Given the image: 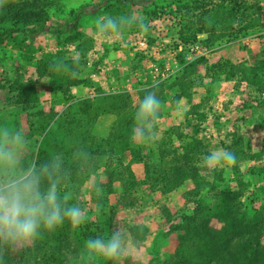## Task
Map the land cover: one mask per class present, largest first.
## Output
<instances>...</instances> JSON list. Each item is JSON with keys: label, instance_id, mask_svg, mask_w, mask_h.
Wrapping results in <instances>:
<instances>
[{"label": "trees", "instance_id": "16d2710c", "mask_svg": "<svg viewBox=\"0 0 264 264\" xmlns=\"http://www.w3.org/2000/svg\"><path fill=\"white\" fill-rule=\"evenodd\" d=\"M258 1L69 0L65 4V0H8L0 7V44L8 43L10 49L6 52L10 54L21 53L23 60L33 66L36 76L48 80L54 94L43 109L34 81L16 78L0 83L1 89L7 88L12 94L14 105L27 112L26 120L30 119V114L39 118L37 123L31 122L26 132L34 147L22 156L20 167L27 168L30 163L39 167L53 155L57 156L66 173L62 190H66L73 198L71 202L78 203L85 213L78 227L65 222L55 231L43 233L33 245L0 249L3 253L0 264H83L85 240L96 235L108 236L117 227L129 245L121 264H264V212L255 205L258 198L264 201V192L250 189L255 185V176L264 185V47L252 59L236 63L221 56L215 62L200 56L184 64L179 57L180 67L159 81L161 118L167 117L169 110L178 107L182 100L190 102L207 79L233 81L232 91L240 96L245 85L247 97L243 103L232 107L225 123L230 122L231 115L237 116L246 109L259 112L257 121H253L263 133L261 146L253 149L245 132L232 125L225 150L236 154L235 162H222L212 172L201 164L202 156L212 151L207 148L208 142L197 136L212 109L208 95L185 109L182 123L159 129L158 120L156 140L140 145L132 138L134 114L146 94L145 89H150L152 84L149 88H135L138 93L132 98L123 88L106 92L92 78L81 77L84 67H89L91 77L92 73L99 72L100 65L98 59L88 65L85 50L93 42L81 31V24L88 17L97 21L105 15L125 16L134 21L139 17L133 18L132 6L139 5L143 8L140 17L149 24L163 12L164 6H171L170 11L178 15V39L184 43L199 41L217 52L262 27ZM49 8L54 9L51 16L57 23H48ZM41 35L53 41L55 48L48 50L39 45L38 49L35 44ZM75 41L86 46L69 47ZM143 57L141 53L130 57L128 71H138ZM21 64H12L20 75ZM127 79L131 80L121 75L117 82L124 83ZM137 83L140 85L138 79ZM79 84L95 94L76 98L71 89ZM107 114L114 116L109 123V133L98 136L95 133L101 128L98 119ZM240 120L246 118L240 117ZM218 123L220 121L214 119V124ZM0 124L17 127V117L11 123L4 120ZM184 127L189 131H184ZM81 148L91 153L88 159L81 158ZM145 149L147 154L143 153ZM124 154L143 163V178L137 177L130 164L122 163L120 156ZM100 176L106 177L100 183L104 188L101 193L94 188L85 189ZM121 180H125L127 187L117 190L114 182ZM188 182L191 187L185 188ZM175 189L182 190L184 200V206L175 212L165 202L157 203L152 198L157 193L165 196ZM148 200L155 203L159 216L169 225L165 233L154 230L148 221H136L135 216L143 212ZM192 201L195 206L186 211L185 206ZM173 233L176 247L160 256L159 239ZM141 247L149 256L133 258L132 248ZM95 264H112V261L101 258Z\"/></svg>", "mask_w": 264, "mask_h": 264}, {"label": "rangeland", "instance_id": "374dc122", "mask_svg": "<svg viewBox=\"0 0 264 264\" xmlns=\"http://www.w3.org/2000/svg\"><path fill=\"white\" fill-rule=\"evenodd\" d=\"M68 3L69 0H65V4ZM258 5L260 22L262 24V27L250 36H247L242 39H237L227 44L225 47L232 46V48L234 49L231 53L221 55V53H219L218 51L216 52V50L213 49V51H211V53L207 56L210 62H215L217 59L220 58V56L231 60L233 63L239 62L243 59H252L259 52V50L264 47V0H259ZM170 7L171 6L167 5L164 6L163 11L168 12L171 9ZM140 9L142 10L143 8L139 5L132 6L133 18L142 16ZM53 12L54 9L49 8L47 10V14H49L48 23L50 24L57 23L56 18L51 16ZM88 18L87 20H84L81 24V31H83L85 36L91 37L93 42L92 46L88 50H85V52L87 53L86 56L88 55V62L91 61L93 57H98V59L100 60V64L104 63L103 65L107 66V69L104 71H107V74L113 77V79H111V85L114 84V86L120 90L122 88L124 90H128L132 98H135L138 93V90L135 88H149V85H146V87H144L141 81L140 85L137 83V78L140 77V75L142 74L137 73L135 75L134 71H128V66H130V57H133L135 54L139 55L141 53L135 50V48L137 47L136 45L138 40L134 39L137 37L135 35L140 31L137 30L134 32V30L128 28V31L121 32L120 34L104 36L106 40L102 42L103 36L100 35L97 31L95 23L96 20H91ZM152 21H154V19L150 20V22ZM148 32L151 33L150 28ZM170 37H172L173 39L177 38V36H174V34H170ZM36 41L37 43L35 45L38 49H40L39 45L43 47V49L48 50L51 48H55V45L52 44L53 41H48L45 35H41L37 38ZM77 45H81V47L86 46V44L84 45L82 42L80 44L79 41H75L73 44H70L69 47H77ZM248 47L249 51L247 52L248 49L246 48ZM94 48L95 50H93ZM3 49L4 54H2ZM9 49L10 46L8 43L0 44V57L2 58L0 60V83H4L5 79H7V81H11L16 78H19L21 80L26 79L34 81L35 87L38 91L40 105L43 109H46L47 105L50 104L51 100L54 97V94L49 88L48 80L46 78H38L35 74L33 66H30L27 62L23 60L22 54L17 53V51H15L13 54H10V52H6ZM94 53H96V56L94 55ZM18 56L19 59L17 58ZM145 59L146 57L144 56L142 61L139 63V68L136 72H140L144 68ZM20 62H22L23 64V67L21 68V75L15 71V67L12 65L13 63L17 65ZM90 63H88V65ZM186 63L188 62L184 61V64ZM88 68L89 67H84V69L82 70V79L89 78L90 80L91 77L87 70ZM18 75L20 76L18 77ZM113 75H115L117 79L121 77V75L128 76L131 80L127 79L126 82L123 83V85L121 82H117L116 85L115 82L117 81V79ZM101 77L103 78L105 76L101 75ZM143 77L144 76L142 75L141 78ZM143 81L146 82V80ZM220 82L222 81H217V83L213 84L214 82L212 78L207 79L205 81V86L200 87L196 90L190 102L187 103L186 100H182L178 107L169 110V115L167 117H160L159 129H165L172 124L182 123L184 121L183 114L185 109H187L190 104L198 102L203 96L208 95L211 98L209 102L212 105V109L208 111V118L202 123L199 132L197 133L198 137L203 138L205 142H208L207 148L211 151H219L221 149L225 150V145L230 142L228 133L231 132L232 125H237L241 128V131L245 132V134L248 136L253 149H259L261 146V138L263 136V133L258 130L257 123L253 121V119L257 121L259 112H252L250 111V109H246L242 112V114H238L237 116L231 115L230 122L225 123L226 117L230 115V113H232V107L243 103L244 101L242 100H244V98L240 95L233 93V91H230V87L227 84H222ZM242 87L244 88L245 85L243 84ZM71 90L76 98L84 97L86 95L91 94V89L87 86H84V84L73 86ZM13 102L14 101L12 98V94L9 92V90L7 88H0V123L4 120L8 121V123H11V121L15 120V117H17V127L15 128L21 130L25 135V138L29 141L28 146H26L22 150L23 156L25 153L31 151V149H33L34 147V143L28 139V135L26 132L29 130L31 122L37 123L36 121H38L39 118H34L33 116H31L32 114H30V119L26 120L27 117L25 118V116L27 115V112H23L22 109L15 106ZM225 103L229 106L227 105V107H225ZM56 109H58L57 106ZM105 117L106 118L103 117L98 119L99 127L101 126L99 132H95L98 136H104L109 133V123L111 120L109 121L108 119L109 117L113 118L114 116L112 114H107ZM240 117H245L246 120H240ZM216 118L220 121V123H218L217 125L214 124V119ZM184 131L188 132L189 128L184 127ZM146 144L147 143H144L142 145ZM152 147L153 149L157 150L156 145H153ZM143 153L147 154L146 149L143 150ZM120 159L125 165L130 164L132 166L138 178L141 179L144 177L145 168L142 162L134 161V159L129 156V154L121 155ZM105 180V176H100V178L98 177L96 181L89 182L85 189H92L93 185H95L97 188L100 189L99 193H101L104 188L101 187L100 183L101 181L103 182ZM254 182L255 185L251 186L250 189L260 191L261 193L264 192L263 182H261L257 176L254 177ZM114 187L117 190H123L127 187V185L125 180H121L115 181ZM189 187H191V184L188 182L185 188ZM181 194V189H175L165 196L161 197V195L157 193L153 195L152 198L156 200L157 203L160 201L165 202L166 205H168L171 210L175 212L184 206V200L182 199ZM109 198L112 199V197ZM255 205L259 207L261 211L264 212L263 200L258 198L256 200ZM194 206L195 203L193 201L188 203L185 206L186 211H191ZM143 209V212L135 216L136 221H148V223L153 226L154 230L159 231V233H165L169 225L163 220L161 216H159V212L155 203L148 200L147 202H145ZM212 222L214 225H217V222L215 220H213ZM176 244L177 239L176 234L174 233L169 234L166 239H159L158 247L160 256L163 257L165 254L172 252L176 247ZM128 247L129 245L127 246V249ZM131 253L133 258L135 259H145L149 256L144 247H141L139 249L132 248Z\"/></svg>", "mask_w": 264, "mask_h": 264}, {"label": "clouds", "instance_id": "9594fccd", "mask_svg": "<svg viewBox=\"0 0 264 264\" xmlns=\"http://www.w3.org/2000/svg\"><path fill=\"white\" fill-rule=\"evenodd\" d=\"M8 0H0L3 7ZM96 28L100 35L120 34L123 29L136 27L146 34L149 25L145 18L113 17L105 15L97 19ZM159 82L145 89L134 114L132 138L144 144L156 140V122L160 117L161 99L157 95ZM29 141L23 132L7 124H0V249H15L33 245L43 233L53 232L68 222L74 227L81 225L85 213L78 203L71 202L62 183L66 173L62 161L53 155L52 159L37 167L30 163L21 168L22 150ZM83 159L91 153L85 148L79 150ZM236 154L230 150L212 151L202 156L201 164L209 172L222 162L234 163ZM97 193L100 189L93 185ZM127 238L120 227L110 235H96L84 242L83 264H95L98 259L121 264L127 249ZM3 253L0 251V261Z\"/></svg>", "mask_w": 264, "mask_h": 264}, {"label": "built area", "instance_id": "2783aa9c", "mask_svg": "<svg viewBox=\"0 0 264 264\" xmlns=\"http://www.w3.org/2000/svg\"><path fill=\"white\" fill-rule=\"evenodd\" d=\"M178 27L177 13L170 10L168 12L163 11L159 13L154 21L149 23L151 33L147 32L143 34L139 32L135 35L137 37L134 39L138 40L135 50L141 52L146 57L144 68L140 72H135V75L139 73L144 76L141 78L142 75H140L137 78L143 83V86L153 85L155 82L161 81L170 75L174 69L180 67L179 57L185 62H190L197 57L208 56L211 53L212 49L199 41L184 43L178 37L175 39L170 37V34L177 36ZM105 40L103 36L102 42ZM95 59H98V57H93L89 63H92ZM103 64L98 65L99 72L92 73L91 78L97 86H102L106 92L119 91L120 89L115 87L114 84L111 85L113 77L108 75L107 71H104L107 69V66ZM101 75L105 77L102 78ZM143 80H146V82ZM115 84L117 85V81ZM247 94V90L242 87L241 96L246 98ZM90 95L93 96V92Z\"/></svg>", "mask_w": 264, "mask_h": 264}, {"label": "crops", "instance_id": "0c3cea01", "mask_svg": "<svg viewBox=\"0 0 264 264\" xmlns=\"http://www.w3.org/2000/svg\"><path fill=\"white\" fill-rule=\"evenodd\" d=\"M246 49H248L247 50V52L249 51V47L248 48H246ZM234 49L232 48V46L231 47H224V48H222L220 51H218L219 53H221V55H224V54H226V53H231L232 51H233ZM246 52V51H245ZM251 52V51H250ZM255 54V53H254ZM129 68V67H128ZM215 83H217V81H215L213 84H215ZM220 83H222V84H227L229 87H230V91H232V88H233V81H222V82H220ZM106 118V117H105ZM109 121L110 120H112V117H109V119H108ZM108 122V121H107ZM101 127V126H100Z\"/></svg>", "mask_w": 264, "mask_h": 264}]
</instances>
